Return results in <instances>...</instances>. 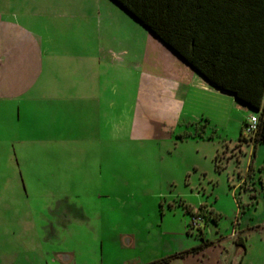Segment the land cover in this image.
I'll use <instances>...</instances> for the list:
<instances>
[{
    "label": "rangeland",
    "instance_id": "374dc122",
    "mask_svg": "<svg viewBox=\"0 0 264 264\" xmlns=\"http://www.w3.org/2000/svg\"><path fill=\"white\" fill-rule=\"evenodd\" d=\"M52 1L0 0V264H264V142L239 140L254 111L225 96L162 127L116 66L96 107L75 103L88 76L37 60L74 48L47 42L73 26L31 15Z\"/></svg>",
    "mask_w": 264,
    "mask_h": 264
},
{
    "label": "crops",
    "instance_id": "0c3cea01",
    "mask_svg": "<svg viewBox=\"0 0 264 264\" xmlns=\"http://www.w3.org/2000/svg\"><path fill=\"white\" fill-rule=\"evenodd\" d=\"M49 6H38L37 13H31L33 19L47 28V22L54 23L53 27L58 23L73 26L75 35L71 39L57 34L48 37L47 42H72L74 48L63 52L55 48L41 49L37 60L47 62L38 69H48L52 73L58 68V74L63 72L64 76L79 73L88 76L85 80L89 82L79 84L85 90L83 96L72 94L75 103L96 107L98 101L92 92L96 88L99 68L112 73L116 66L137 75L136 106L158 113L160 117L154 122L162 127L172 129L184 117L187 120L196 118V108L207 111L202 114L207 120H213L207 114L219 112L216 101L225 96L231 98L234 106L247 110L231 93L209 83L114 0H54ZM33 38L40 45V38L35 35ZM55 59L60 61L55 63ZM62 61H66L65 68L60 69ZM55 84L59 90L60 85L65 87L70 83L58 79ZM76 85L73 83V88ZM222 112L224 114V110ZM212 116L215 118L214 114ZM240 147L243 149L242 144Z\"/></svg>",
    "mask_w": 264,
    "mask_h": 264
},
{
    "label": "trees",
    "instance_id": "16d2710c",
    "mask_svg": "<svg viewBox=\"0 0 264 264\" xmlns=\"http://www.w3.org/2000/svg\"><path fill=\"white\" fill-rule=\"evenodd\" d=\"M114 1L214 87L254 111L258 128L249 139L264 142V0Z\"/></svg>",
    "mask_w": 264,
    "mask_h": 264
},
{
    "label": "built area",
    "instance_id": "2783aa9c",
    "mask_svg": "<svg viewBox=\"0 0 264 264\" xmlns=\"http://www.w3.org/2000/svg\"><path fill=\"white\" fill-rule=\"evenodd\" d=\"M258 128V118L256 114H252L248 116L245 120V124H243V136L245 138L252 137ZM201 220V217L196 215L192 218V225H196L195 223Z\"/></svg>",
    "mask_w": 264,
    "mask_h": 264
}]
</instances>
